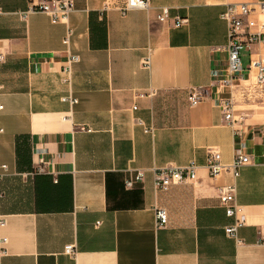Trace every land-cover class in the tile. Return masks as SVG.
<instances>
[{
	"label": "crops",
	"instance_id": "1",
	"mask_svg": "<svg viewBox=\"0 0 264 264\" xmlns=\"http://www.w3.org/2000/svg\"><path fill=\"white\" fill-rule=\"evenodd\" d=\"M40 1L0 0V264H264V90L253 91L243 71L230 123L216 105L228 92L210 87L212 69L225 72V5L264 0H149L124 15L125 0H73L63 23L19 16ZM68 53L79 57L70 84L60 80ZM251 53L264 59V45ZM193 87L210 97L190 107ZM242 143L251 162L235 180L245 221L237 244L217 190L234 179L210 176L205 162L210 148L232 161ZM40 155L50 174H32ZM189 161L198 164L194 182L154 189L153 167ZM138 169L143 180L125 188ZM154 206L167 210L164 227Z\"/></svg>",
	"mask_w": 264,
	"mask_h": 264
},
{
	"label": "built area",
	"instance_id": "2",
	"mask_svg": "<svg viewBox=\"0 0 264 264\" xmlns=\"http://www.w3.org/2000/svg\"><path fill=\"white\" fill-rule=\"evenodd\" d=\"M149 0H125V4L120 7V13L126 14V11L132 9H147L149 8ZM74 9L73 0H42L38 3H31L26 11L19 12V16L24 19L31 11H36L48 15L52 23H59L67 21L69 14ZM221 19L226 22L227 27V41L223 45L222 50L226 52V65L224 73L220 70L212 69L210 87L214 89L215 94L227 91L229 96L218 97L216 105L224 112V119L230 123L232 119V94L230 93L233 87V82L240 76L243 71H252L255 77L253 91L264 90V59L260 57L259 53H251L255 44L264 45V1H258L254 5L248 3H229L225 5L224 10L220 14ZM157 20L165 21L167 16V8L163 7L156 16ZM183 19L176 18L175 26H180ZM71 29L67 28L62 43L67 44L71 36ZM248 52V63L243 66L241 62V54ZM5 58L4 53L0 52V62ZM79 57L74 53H68L66 59L61 64L60 80L62 83L70 84L72 65L78 62ZM149 58L145 57L142 61L143 66H149ZM252 91V92H253ZM251 91H246V95H251ZM154 92H150L152 95ZM187 99L189 106L193 107L206 98H209L208 89L205 87H193L187 91ZM142 96V95H139ZM249 97V96H248ZM63 101L68 100L70 103H76L77 99L69 95L62 98ZM136 109V105H133ZM66 119V118H65ZM135 123L142 125L141 119L136 118ZM147 132H152V128H146ZM239 135L238 131H235ZM232 161L223 163L220 152L216 148H210L206 157L205 168L207 173L212 177H217L222 173H229L233 177V181L223 184L217 188L220 206L224 208L227 217H234L232 223L224 228L226 236L232 238L235 243H240L241 238L238 237V229L245 223L243 216H237V205H235L236 198V183L235 180L239 177L240 169L251 162L250 154L244 150V143L240 148L235 149ZM52 159V158H51ZM51 161V160H50ZM48 161L42 155L35 158L34 169L32 174L43 173L50 174L48 170ZM198 164L194 161H189L186 164L179 165H163L162 167H153V186L156 191L164 192L172 185H179L180 183L194 182L197 178L196 168ZM1 168L6 169V165ZM143 171L138 169L129 178L125 179L124 186L131 189L135 183L143 180ZM155 224L157 227H164L168 219L166 208L154 206ZM4 225V221L0 220V227ZM5 238L0 239V243H4ZM64 252L67 255H73L75 247L70 244L65 246ZM1 254H5V249L1 248Z\"/></svg>",
	"mask_w": 264,
	"mask_h": 264
}]
</instances>
